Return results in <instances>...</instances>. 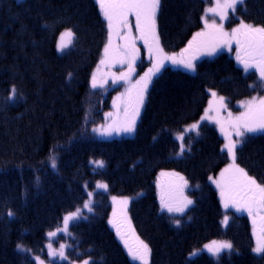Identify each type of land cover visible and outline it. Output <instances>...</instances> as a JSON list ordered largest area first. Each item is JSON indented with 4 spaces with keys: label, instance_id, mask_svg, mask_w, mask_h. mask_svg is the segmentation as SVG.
I'll use <instances>...</instances> for the list:
<instances>
[{
    "label": "trees",
    "instance_id": "trees-1",
    "mask_svg": "<svg viewBox=\"0 0 264 264\" xmlns=\"http://www.w3.org/2000/svg\"><path fill=\"white\" fill-rule=\"evenodd\" d=\"M209 3L160 0L156 18L165 52L179 54L187 47L202 28ZM239 14L247 24L264 26V0H245ZM130 22L136 23L134 16ZM64 30L73 32V44L59 54L57 39ZM135 36L139 47L142 40ZM107 43V22L95 0H0V264H35L33 257L45 252L46 235L81 207L87 189L99 182L110 195L143 194L130 213L152 249L150 264H264V255L252 251L244 213L230 212L223 229L224 213L209 183L228 162L218 131L202 125L198 134L185 135L182 155L175 138L201 119L209 91L235 112L238 101L262 92L256 72L244 73L235 62L236 50L234 57L221 52L199 61L195 74L165 67L149 90L134 137L102 141L93 129L111 111L114 90L93 89L91 74ZM124 45L120 37L118 47ZM91 160L104 166L95 169ZM236 160L264 186V134L244 138ZM190 186L197 188L190 191ZM162 193L166 201L182 203L187 197L193 203L184 215L169 213L161 207ZM92 209L71 229L69 257L90 259V264H134L109 226L107 193L94 195ZM173 217L183 219L181 226ZM213 240L231 242L233 252L218 261L206 255L189 258Z\"/></svg>",
    "mask_w": 264,
    "mask_h": 264
},
{
    "label": "snow or ice",
    "instance_id": "snow-or-ice-1",
    "mask_svg": "<svg viewBox=\"0 0 264 264\" xmlns=\"http://www.w3.org/2000/svg\"><path fill=\"white\" fill-rule=\"evenodd\" d=\"M96 2L100 7L104 19L107 21L108 27V43L105 45L104 58L101 59L100 64H128L127 73L122 72L119 76L115 73L112 74L113 82L115 83L119 80L128 81L132 72L135 71L133 64L137 58L136 52L138 50L135 48V38L131 35L129 16L135 17V28L140 34L139 38L144 41L145 46L148 48L150 58L154 60L153 67L133 85L134 93L131 89L129 90V96L123 109V118L113 120L103 130L93 129V131H99L101 135H112L113 132L117 134H131L135 132L136 122L141 108L144 105L148 86L152 82L153 76L159 73L161 68L164 67L165 61H170L173 65L181 66L190 72H195L196 65L194 61L201 55H215L221 47H227L230 50L231 44L235 42L237 45V62L244 66L246 72L250 68H256L259 72L260 79L264 81V26L257 27L241 21L239 27L233 28L231 33H228L224 30L223 23L218 24L215 19H212L210 22L207 18H204V31L197 32L181 53L169 56L164 53L163 48L160 46L159 36L157 34L156 16L160 7V0H96ZM242 4H244V0H216L215 7L209 8L207 11L213 17L219 16L221 22H223L228 19V10L235 12L237 6ZM123 29H127V33L121 36L126 43L122 48L118 46L114 48L113 34L120 35ZM71 36V31H66L62 34L60 38L61 43L58 45L59 50L63 51L68 46L64 43V38ZM97 71H99V68ZM98 86L103 87V83L98 85L97 76L93 74L92 87L96 88ZM12 93L15 95V89H12ZM212 95L213 97L216 96L215 93H212ZM120 99V97H117V100ZM220 103L223 106V97H220ZM241 106L245 108V111L235 117L232 116V113H229L230 119L227 122H222L219 118V112H217L215 117H212L209 116L208 111L205 112L202 120H209L220 126V131L224 134L225 140L227 141L224 149L227 150L228 155L232 159V163L221 172V180H213V183L220 189V197L225 208L231 205L237 212L246 211L248 216L251 217L253 235L256 238V246L252 251L257 256H262L264 255V186L257 184L253 178L247 175L244 169L236 165L235 150L240 141L232 140L231 133L225 131V123L235 130L237 137H243L245 133L264 131V98L258 100L253 98ZM209 110H211V104ZM107 115L112 116L113 114L108 113ZM198 129L199 125L193 124L187 130L197 131L198 134ZM178 139L183 140V136L178 137ZM181 151H183V145H181ZM97 164L99 167H103L102 162H97ZM51 166L53 168L56 167L54 157L52 158ZM229 173L231 175L225 179L226 174ZM179 179L184 181L183 177H179ZM186 185L187 181H184V186ZM98 187L106 188L107 185L100 184ZM113 203L123 206L120 210L122 218L117 219L118 213L114 209L113 219L109 221L113 228H115L117 237L123 242L129 256L133 260L140 261V264H148V257L151 250L146 243L135 235L134 230L131 228V222L125 211L128 200H117L113 197ZM192 203L193 201L187 197L183 198L182 203H174L170 200L166 201L163 193L161 194V207L169 213L183 214L186 208ZM84 206L91 211L88 204ZM8 215L12 216L13 213L9 212ZM78 216V211L65 216L63 229H57V231L67 232L69 221L76 219ZM175 223L179 225L178 220ZM223 223L227 225V216H225ZM129 233L134 238V243H130L128 239ZM56 234V232H49L48 236L51 238ZM48 247L52 249L51 244ZM206 247L214 256H218L223 250H232V244L228 242L213 241L212 244ZM64 248L65 246L61 245L59 252L51 250L49 255H58L61 259H66ZM84 264H89V262L85 261Z\"/></svg>",
    "mask_w": 264,
    "mask_h": 264
},
{
    "label": "rangeland",
    "instance_id": "rangeland-1",
    "mask_svg": "<svg viewBox=\"0 0 264 264\" xmlns=\"http://www.w3.org/2000/svg\"><path fill=\"white\" fill-rule=\"evenodd\" d=\"M204 1H206V0H204ZM215 4H216V0H212V3H209V4L206 5L205 10H204V14H203V17H202V28L198 32L204 31V22H203L204 21V18H207L210 22H211L212 19H215L218 24L219 23H223L224 30L226 32H228V33H231V31H232L233 28L239 27L241 21H243L241 15L239 14V9L242 7L243 4L242 5H238L237 6V10L235 12H232L231 10H228V19L224 20L223 22H221L219 16L213 17L207 11L209 8L215 7ZM98 7H99V5H98ZM99 11H100V7H99ZM100 14L103 17V14L101 13V11H100ZM157 14H158V12H157ZM131 17L132 16H129L128 17V20H129V24L131 26V35H132L133 38H135V48H136L137 47V39H136V36L135 35L136 34H139V33L136 31L134 22L133 23L130 22V18ZM103 19H104V17H103ZM156 25H157V34H158V21H157V18H156ZM66 31H71V30H64L63 32H61L59 34L58 39H57V50H58L59 54H64V53L68 52L71 49L72 44H73V37L74 36H73V32L71 31L72 32V36L71 37H65L64 38V43H66L68 46L65 47L63 49V51H61V50L58 49V45L61 43V39L60 38H61L62 34L65 33ZM126 33H127V29H123L121 31L120 35H117L115 33L113 34V47L114 48L118 46V42H119L120 37L122 35L126 34ZM193 36H192V38H193ZM192 38H191V40H192ZM159 42H160V40H159ZM235 46H236V43L233 42L231 44V49L230 50L227 47H221L215 53V55H212V56L201 55L198 59H196L194 61L195 65H196V68H197V64H198L199 61H201L203 59H213L217 54H219L221 52L222 53L230 54L231 56L234 57V55L232 53H233V49H234ZM138 49L141 50L142 56H143V54L145 55L144 58H145V61H146L147 65H144L145 63L143 62L144 61L143 57H141V59H139V57H137L136 60H135V62H134V64H133V67H134L135 71L132 72V74L130 76V79L128 81L119 80V81H117L115 83L113 82V76H112V74L115 73L117 76H119L120 73H122V72L127 73L128 72V64L127 63H124V64L112 63V64L101 65L100 64V61H101V59L104 58V52H103V55L101 56V58H100V60H99V62L97 64V66L94 68V70H93V72L91 74V87H92V76H93V74H96L98 85L100 83H103V87H99V86L96 87V88H93L92 87L93 89H97V90H114V94H113L112 99H111V111H109V112L106 113V115H105V122L102 125H100L99 127H97V129L103 130L104 128H107V126L109 124H111L113 122V120H118V119H122L123 118V109L125 107V103H126V101L128 99V96H129V90L131 89L133 91V93H134L133 85L135 84V82L137 80H139L142 76H144V74L147 73L148 70L153 67L154 60H153V58H150L149 52L147 51L146 53H143V50L141 48H138ZM164 53L167 54V55H169V56L178 55V54H174V53H168V52H165V51H164ZM234 58L236 59V57H234ZM149 59L152 61V65H151V62L149 61ZM236 61H237V59H236ZM165 67L172 68L173 70H178V71H181V72H186L188 74H195L196 73V71L195 72H190V71L184 69L181 66L173 65L170 61H165L164 62V67L161 68V70H160L159 73H157L155 76H153L152 82L148 86V90H147V94H146V99H145V102H144L143 107L141 108L140 115H139V117L137 119V122H136V129H137L138 123H139V121L141 119V116L143 114V111H144V108H145V105H146V100H147V96H148L149 90H150V88H151V86H152L155 78H157L160 75V73L162 72V70H164ZM98 68H99V71H97ZM250 71L256 72V74L259 77V81L262 84L261 87H262V89H264V81H262L260 79V75H259V72L257 71V69L256 68H250L247 72L244 70V73L247 74ZM212 93H215L216 96L213 97ZM117 97H120L121 99L120 100H117ZM220 97H222V96H220L216 92L209 91V98H208V103H207L205 112L208 111L209 116H212V117H215L217 115V112H219V118L222 120V122H227L230 119L229 118V115H228L229 113H232V116L233 117L239 116L241 113H243L245 111V108L242 107L241 105H243L246 101L252 100L253 98H256L257 100L258 99H261V98H264V91H263L262 94H255L254 96H252L249 99H245V100L238 101L236 103V105H235L236 109L238 110L236 112L233 111V110H231V109H229L227 107L226 100L224 98H223V106H221ZM114 102H115V106H114ZM210 104H211V110H209L210 109ZM205 112L202 115V117L205 115ZM108 113H112L113 115L112 116H108L107 115ZM202 117H201L200 120H198L197 122H195L193 124H198L199 125V129H200V127L202 125H210V126H213L218 131L220 137L223 139V151H225L227 153V150L224 149V145H225V143L227 141L225 140L224 134H222L221 131H220V126L218 124L214 123V122H210L209 120H202ZM193 124H191V125H193ZM191 125L185 127V129H184V131L182 133H178L175 136L176 140L178 141V143L180 145L179 155H182L186 151V145L184 143L185 135H188V134H197V131H188L187 130V129H189L191 127ZM225 131L228 132V133H231V138H232L233 141H236V140H239L240 141L237 144V147H236L235 152L242 145L243 138L246 135H259V134H264V131H258V132H255V133H245V135L243 137H237L235 135V130L232 129L231 127H229L227 125V123H225ZM135 132H136V130H135ZM135 132L134 133H131V134H128V133H120V134H117V133L113 132L112 135H101L99 131H96L95 138L97 140H102V141H112V140L123 139V138H132V137H134ZM180 136H183V140L178 139V137H180ZM181 145H183V151H181ZM227 156H228V163H227V165L223 169H221V170L218 171L217 176L211 177V179H209V183L214 186V188L216 190V193H217V196H218V199H219V202L221 204V207H222V210H223V213H224L223 220H224L225 216L228 217V223H227V225H225L223 223V220H222L223 229H226L228 227L229 222H230V212L233 211V210H235V208L232 207L231 205L228 208H225L224 207V203L222 202L221 197H220V189L217 188V186H216L215 183H213V180H221V175H220L221 172L226 167H228L229 164L232 163V159L228 155V153H227ZM97 162H102V161H93L92 162V166L95 169H101L102 167H99L98 164H97ZM235 163H236V165L238 167H240V165L237 163V160H235ZM103 166H104V163H103ZM230 175H231V173L226 174L225 179H227ZM100 184L106 185L104 182L103 183L102 182H99V183H96L95 184V187H93L92 189L88 188L87 189L88 198L85 201V203L83 204V206H81L77 210L71 212V213H76L78 211L79 212V216L76 219H73V220L69 221V225H68L67 232L57 231V229H63V227H64V217L67 216V215H69V214H71V213L66 214L65 216H63V219L61 221L60 226L58 228H56L55 230L51 231V232H56L57 233L54 237H51L50 238L48 236V234L46 235V242H45V245H44L45 246V252H44V254L42 256L33 257V259L35 261V264H41V262H43V264H63V263H68V264H84L85 261H88L89 264H90V261H91L90 259H84V260L82 259L80 261H78V260L71 261L69 259V257H68V251H69V249L72 246V243H71L72 238H71V233L70 232H71V229H72V227L74 225L82 222V220H85L86 218H88V215L90 213H92V207H93V204H94V195L96 193H98V192H108L107 187L106 188L98 187V185H100ZM261 186H263V185H261ZM196 188L197 187H191L190 186L189 190L191 191V190H194ZM89 193H91V195H89ZM113 197H115L117 200H123V199H127L128 200V204L126 206L125 211L127 213L128 219L131 222V228L134 230L135 235L139 237V235H138V233H137V231H136V229H135V227L133 225V222L131 220L130 211H129L131 201L133 199L137 198V197H128V196H125V197L112 196V197H110L109 198V204H110V211H111V218L112 219H113V211H114V209L118 213L117 219L122 218L121 217L120 210L123 207L122 205L114 204L113 203ZM85 204H88L90 206L91 211H89V208H86L84 206ZM190 206L191 205H189L186 208V210H185V212L183 214H178V213H176V214H178L179 216L184 215ZM244 214H245V216H247V218L249 220V224H250V228H251V233H252V237H253V241H254V247H255L256 246V238L253 235L252 219H251V217L248 216V214H247L246 211L244 212ZM111 218H110V220H112ZM178 221H179V224H180V222L182 220H178ZM116 237H117V235H116ZM117 239H118V242L121 245V247H123L125 253L128 255V258L134 264H140V261L133 260L129 256L127 249L124 247V244L119 239V237H117ZM132 239L134 240L133 237H132ZM139 239L142 240L144 243H146L148 245V243L144 239H142L141 237H139ZM215 241H217V242H228V243H231L229 241H224V240H215ZM212 242L213 241L208 242L203 247L196 249L192 253L191 257H195V256H198V255H200L202 253H206L211 258H213L214 260H218L223 254H225V253H231L234 250L233 249V245H232V250L231 251H229V250H223V251H221L219 253L218 256H214V255H212L208 251V249L206 247L207 245L212 244ZM49 244L52 245V249H49V247H48ZM61 245H64L65 246V248H64V254L66 256V259H61L58 255L57 256H51V255H49V253H50L51 250H55L56 252H59ZM149 246L150 245H148V247ZM149 249H150V247H149ZM255 256H257V255L255 254ZM257 257H261V256H257ZM150 261H151V251H150V255L148 257V264H150Z\"/></svg>",
    "mask_w": 264,
    "mask_h": 264
},
{
    "label": "bare ground",
    "instance_id": "bare-ground-1",
    "mask_svg": "<svg viewBox=\"0 0 264 264\" xmlns=\"http://www.w3.org/2000/svg\"><path fill=\"white\" fill-rule=\"evenodd\" d=\"M19 1H23V0H19ZM142 48H143V42H142ZM91 162H92V160H91ZM83 170H84V168H83ZM33 170L31 169V172H32ZM82 171V170H81ZM88 176H89V171H88V173H87V175H86V179L88 178ZM52 179H50V181H51ZM222 208V207H221ZM17 244H18V240L15 242V244L13 245V247H15V246H17Z\"/></svg>",
    "mask_w": 264,
    "mask_h": 264
}]
</instances>
